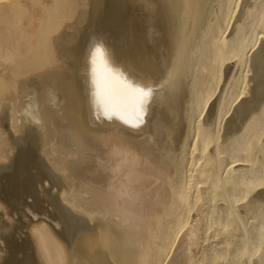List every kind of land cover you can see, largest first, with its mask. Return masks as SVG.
I'll return each instance as SVG.
<instances>
[{
  "label": "bare ground",
  "instance_id": "6f19581e",
  "mask_svg": "<svg viewBox=\"0 0 264 264\" xmlns=\"http://www.w3.org/2000/svg\"><path fill=\"white\" fill-rule=\"evenodd\" d=\"M261 38L264 0H0V264H264V101L221 141Z\"/></svg>",
  "mask_w": 264,
  "mask_h": 264
},
{
  "label": "water",
  "instance_id": "95a60500",
  "mask_svg": "<svg viewBox=\"0 0 264 264\" xmlns=\"http://www.w3.org/2000/svg\"><path fill=\"white\" fill-rule=\"evenodd\" d=\"M249 68L252 75L248 76L249 98H242L233 108L223 124L221 141L233 136L252 116L264 101V39L261 38L257 48L250 55Z\"/></svg>",
  "mask_w": 264,
  "mask_h": 264
},
{
  "label": "snow or ice",
  "instance_id": "6c2138e0",
  "mask_svg": "<svg viewBox=\"0 0 264 264\" xmlns=\"http://www.w3.org/2000/svg\"><path fill=\"white\" fill-rule=\"evenodd\" d=\"M107 50H102L101 47H96L90 58L91 73L93 76V84L97 91L95 95L101 97V82L106 73H109L111 69L108 67L106 60ZM152 91L151 86H148L147 90L143 88L134 87L131 83L125 86L124 91L121 92V98L128 100L134 109L138 112L143 110V106L146 103V98Z\"/></svg>",
  "mask_w": 264,
  "mask_h": 264
}]
</instances>
